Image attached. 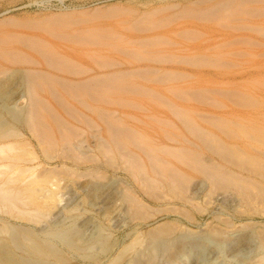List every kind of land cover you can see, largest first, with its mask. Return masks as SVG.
<instances>
[{
  "label": "bare ground",
  "instance_id": "bare-ground-1",
  "mask_svg": "<svg viewBox=\"0 0 264 264\" xmlns=\"http://www.w3.org/2000/svg\"><path fill=\"white\" fill-rule=\"evenodd\" d=\"M118 172L129 184L111 220L156 223L118 247L89 237L77 248L108 258L93 261L154 264L160 245L242 241L236 233L254 227L255 254L234 264H264V0L0 18V215L27 224L0 218V264H61L63 242L51 236L68 229L45 225L63 209L59 182L96 189ZM225 201L239 215L253 208L254 222L252 212L240 225L220 216L174 234L169 215L193 220L187 205L204 212Z\"/></svg>",
  "mask_w": 264,
  "mask_h": 264
},
{
  "label": "rangeland",
  "instance_id": "rangeland-1",
  "mask_svg": "<svg viewBox=\"0 0 264 264\" xmlns=\"http://www.w3.org/2000/svg\"><path fill=\"white\" fill-rule=\"evenodd\" d=\"M186 1H193V0H10V1L3 0L0 4V18H5V16L9 15V16H16L19 18H29L30 17L32 19H36V18H40L44 16H49L51 14H57V13H62V12L64 13V11L68 12L73 9H76V10L83 9V8L85 9V8H90V7H94L97 5H110V4L111 5L121 4V5L128 6V7L130 6L142 12L144 10L153 9L158 6L161 7L167 4H184ZM13 86H15V84H12L11 86L12 89L10 88L12 91L16 89L17 85L16 87H13ZM11 90L8 91L7 98L9 97L13 98V92H11ZM76 165H73V166L76 167L78 171H82V169L84 168V166L81 164L77 166ZM113 177L115 180L110 179V183L108 184L102 183V185L98 186V188L96 189H92V188L83 189L81 188L80 184L83 183L82 185L83 187L86 185V183L84 184V182L82 181L80 182L78 181L75 182L73 180L71 181V180H68L67 178L62 179L60 181L61 183L59 182V186H61V188L64 189L62 190L60 188L62 190V193L60 194L63 195V196L61 195L63 198L62 200L63 209L59 213L49 216V218L46 221V223H49V224L47 225L45 223V225L47 226L48 231H52V230L55 231V229H60V228L68 229L67 231L68 233L65 234V237L63 235V237L60 238L61 240L60 239L56 240L58 238L51 236L52 242L54 243L63 242L61 243V250H62V253H64L62 254V256L65 259L62 261V263L64 262V264H99L97 261H93L92 259L93 257L96 258L100 256L102 257L101 262L103 263L108 258L107 256L103 257V254L101 252H96V254H94L95 253L94 250L87 249L86 251V249H83V248L79 250L77 247H84L85 246L84 244L89 243V242L91 243L92 242L91 239L96 238L97 234H101V233L103 235V238L106 239L105 243H113L114 246L118 247V246H121L123 243L130 242L133 236H135V234L138 231L140 232L141 230V232H145L147 229H149L150 226L156 223L152 221L150 223L137 225V223L135 222H129V223L124 222L119 225H116L117 223L111 220L109 214L111 213V210L114 209L113 207L115 205H116L115 207H117L119 203V200H117V195H116L117 190L121 187V185L124 186V185L129 184V180L125 177V175L122 172H118ZM197 201L199 205L204 206L203 198L201 196L197 197ZM187 206L185 208L188 210L190 215L193 214L192 215L193 220H190L186 215H182V214H179V215L172 214L168 216V220H174V219L176 220L173 224V226H176V229L174 232V234L177 232L176 235L179 234L181 231H186L185 228L191 230L192 232H196V231L199 232L201 228L205 227L206 225L214 226L216 224H221L220 222L222 221L221 218L223 219L228 218V220L230 219V221L240 225L241 223H244L247 220L246 218L247 216H249L250 214L252 215L253 213L252 215L253 217L251 221L254 220V209L253 208H252L253 210L249 209L250 214L239 215L238 213H235L233 211V203L228 202V201H225L221 204L220 202L219 203L217 202L213 206L209 207V211H204V212H199L193 209L191 205H189L188 207ZM211 210H216V212L212 213ZM1 217L3 219H8L5 215H0V218ZM217 218H219V220ZM257 219L260 220L262 218H257ZM8 220H9V223L19 224V225H24V226L27 225L26 223L24 222L21 223L17 220H13V219H8ZM262 222H264V218L262 219ZM175 223L176 224L178 223V224L176 225ZM33 228L34 229L32 231H36L37 226H33ZM252 232H254V227L245 229V230L243 229L239 233H236L238 234L236 236H242V241L246 238L249 239L250 241L249 244H246L245 246L242 245L243 242L241 240L239 241L236 240L230 243L229 242L215 243V242H211L210 240H207L204 238L193 237V236L186 237L185 239H183L184 246L182 245L180 249L178 250H176L175 245L173 247L172 246L170 247L171 250L160 245V247H158L159 249L157 248V251L154 257V264H175L178 261H180V264H208V262L209 264H213V263L219 264V262L221 261L222 262L224 261L228 264H234L235 261L237 262V260L239 261V259L246 261V259L251 258L255 254L253 251L257 250L256 249L257 247L255 246L256 244L254 241V237L252 236L253 234H251ZM81 235L84 238L81 237ZM66 236L67 237L69 236V237L67 238ZM77 239H79V241H77ZM82 239L84 241H82ZM71 240L72 241L74 240L75 241L74 243H77V244H73L72 246H70V242H72ZM234 245L239 246V247L242 245V247L237 248ZM68 246L71 249L68 248ZM233 248H236L234 249L235 252L233 251ZM75 249H77L78 251L77 252L73 251ZM250 249L253 251H251ZM174 251L175 253L172 254ZM81 252L82 253L84 252L83 254L84 256L82 255ZM205 252L207 253V255ZM252 252L254 254H252ZM91 253H92V256H91ZM232 253H234V255ZM85 254L86 255L88 254V257ZM187 254H190L189 258L185 256Z\"/></svg>",
  "mask_w": 264,
  "mask_h": 264
}]
</instances>
